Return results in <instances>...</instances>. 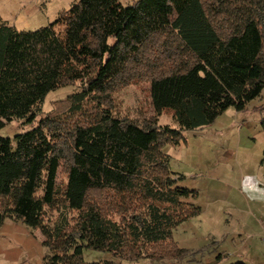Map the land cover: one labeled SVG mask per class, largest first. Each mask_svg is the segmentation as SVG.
<instances>
[{
	"label": "trees",
	"instance_id": "1",
	"mask_svg": "<svg viewBox=\"0 0 264 264\" xmlns=\"http://www.w3.org/2000/svg\"><path fill=\"white\" fill-rule=\"evenodd\" d=\"M137 83L154 112L143 121L114 97ZM263 90L264 0H77L28 31L0 17V129L31 125L0 135V225L39 230L45 264H119L85 261V249L126 261L199 254L173 239L200 209L163 149ZM162 114L176 126L159 125Z\"/></svg>",
	"mask_w": 264,
	"mask_h": 264
},
{
	"label": "rangeland",
	"instance_id": "2",
	"mask_svg": "<svg viewBox=\"0 0 264 264\" xmlns=\"http://www.w3.org/2000/svg\"><path fill=\"white\" fill-rule=\"evenodd\" d=\"M75 1L77 0H0V17L18 30H35L53 22L62 10L68 9ZM135 1L137 0H119L123 6H129ZM74 90L75 86H66L50 91L41 105L40 116L52 108L54 101L64 98ZM114 97L120 114L138 121L146 120L154 114L146 83L131 84L115 93ZM261 104H264V90L244 110L228 108L211 125L184 131V141L179 144L165 145L163 150L169 156L170 168L184 175L180 184L197 190V195L191 199L194 204L212 202L213 189L225 195L223 191L226 186L222 181L210 177H214L217 170L219 179L222 177L220 173L224 172L239 177L244 170L242 163L245 156L256 154L257 165L262 161L264 106L261 107ZM157 123L176 126L168 114L160 115ZM30 127L31 125L22 123V120H13L0 129V135L12 136ZM199 220L200 216H197L183 222L176 228L175 236L183 229L190 236L195 233L204 234L206 229L199 226ZM45 253L46 248L42 245L39 230L30 229L22 222L12 219H6L0 225V264H45ZM199 257L198 254H192L180 260L149 261L143 258L126 261L117 260L109 252L91 249L83 252L85 261L113 260L119 264H216L217 261L207 258L200 260ZM228 257L225 253L221 264L230 263Z\"/></svg>",
	"mask_w": 264,
	"mask_h": 264
},
{
	"label": "crops",
	"instance_id": "3",
	"mask_svg": "<svg viewBox=\"0 0 264 264\" xmlns=\"http://www.w3.org/2000/svg\"><path fill=\"white\" fill-rule=\"evenodd\" d=\"M250 155L244 157V170L239 177L224 172L220 173L222 177L219 179V170L214 177L210 176L221 180L226 186L224 196L213 189L212 202L204 205L193 203L200 209L199 214L194 217L200 216L198 224L201 228L205 227V233L190 236L183 228L177 236V229L173 232L174 241L179 247L190 251L201 250L198 254L200 260L207 258L210 261L217 260L216 264H221L226 253L229 256L228 264H264V199L250 198V194L242 188L246 176L256 177L261 181L259 186L264 188V152L259 165L256 164V154Z\"/></svg>",
	"mask_w": 264,
	"mask_h": 264
},
{
	"label": "clouds",
	"instance_id": "4",
	"mask_svg": "<svg viewBox=\"0 0 264 264\" xmlns=\"http://www.w3.org/2000/svg\"><path fill=\"white\" fill-rule=\"evenodd\" d=\"M245 181V183H242V188L246 193L250 194V198L264 199V188L259 186L260 180L254 176H246Z\"/></svg>",
	"mask_w": 264,
	"mask_h": 264
}]
</instances>
